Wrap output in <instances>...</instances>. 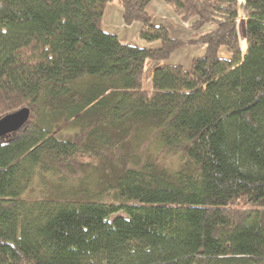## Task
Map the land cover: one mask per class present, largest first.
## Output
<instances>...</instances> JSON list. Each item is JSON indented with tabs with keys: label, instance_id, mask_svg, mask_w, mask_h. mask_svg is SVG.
<instances>
[{
	"label": "trees",
	"instance_id": "16d2710c",
	"mask_svg": "<svg viewBox=\"0 0 264 264\" xmlns=\"http://www.w3.org/2000/svg\"><path fill=\"white\" fill-rule=\"evenodd\" d=\"M150 1L0 0V118L31 109L0 140V264L264 263V0H163L193 30L213 25L187 41ZM109 3L152 45L105 30ZM185 44L204 51L168 63ZM131 137L155 143L151 161L128 157L98 191L24 197L39 170L99 166ZM168 154L176 165H157Z\"/></svg>",
	"mask_w": 264,
	"mask_h": 264
},
{
	"label": "rangeland",
	"instance_id": "374dc122",
	"mask_svg": "<svg viewBox=\"0 0 264 264\" xmlns=\"http://www.w3.org/2000/svg\"><path fill=\"white\" fill-rule=\"evenodd\" d=\"M152 1L153 0H151L150 2L152 3ZM159 1L165 5L166 9L167 5L165 4V2H163V0ZM239 1L240 4L244 2V0ZM155 17L156 19H153V21L156 24H164L170 31L171 35H175L178 38L180 37L184 41L195 39L201 32L207 31V29H205L204 31H199L201 29L196 31L193 30L192 23H183L178 18V16L174 12H172L168 7L167 10H164V12L162 13H160L159 11L156 12ZM238 21V31L239 36L241 37L240 42L242 45H245L243 39L245 31L242 12H240ZM196 46L185 44V46L176 50L175 53L171 55L170 60H177L178 58L184 68L189 67L192 58L199 55L198 50L194 52L195 49H192ZM146 68L147 69L142 77V86L144 85V82L147 83L148 79L151 80L152 68H150V66ZM149 89H151V87ZM58 132L60 135H65V137L74 138L79 142L85 138L84 134L80 130V127L74 126L71 123H63L59 125ZM125 150L126 151L124 152V156L112 155L106 151H103V163L99 166L91 167L89 165L75 164V171L68 172L63 168V166L59 165V167H61L59 169V173L39 170L35 177L30 181V184L28 185L23 195L24 197H26L27 200H39L41 198L50 197L54 194L58 195L60 192H66L67 190L82 189V187H86L90 191H98L104 187V183L106 181H113L115 174L117 172L122 171L125 166L137 165V163L131 161L128 157L139 156L140 160L143 158V161H151L154 157V154L156 153V145L153 141H146V144L141 145L137 143L134 137H131L130 140L127 142V148ZM176 163L177 158L173 155L168 154L166 156H163L157 165L166 166L168 169H172L176 165Z\"/></svg>",
	"mask_w": 264,
	"mask_h": 264
},
{
	"label": "crops",
	"instance_id": "0c3cea01",
	"mask_svg": "<svg viewBox=\"0 0 264 264\" xmlns=\"http://www.w3.org/2000/svg\"><path fill=\"white\" fill-rule=\"evenodd\" d=\"M164 10H167V6L165 9V5L160 2L159 0H153L151 4L148 5L147 7V13H149L150 15H152L154 17V19H156V12H164ZM122 8L115 5V4H111L109 3L107 5L106 11L104 13V20H103V26L105 28V30H109L113 33H115L118 37H120L123 41H125L126 43L130 44H136V45H152V44H146L144 41L140 40L139 37L137 36V32H138V28L139 25L137 23H134L132 26H126L123 24L122 21ZM205 28H201V30L199 31H204L205 29L210 30L213 29V25L211 24H206V26H204ZM171 34V33H170ZM173 36V35H172ZM173 37H177V36H173ZM178 38V37H177ZM179 39H181L179 37ZM204 47L205 46H196L193 47L192 49L194 50V52H196L198 50V54H201L204 51ZM192 50V52H193ZM168 63L171 64H181V61L177 58L176 59H169ZM152 80V79H151ZM148 79L147 83L144 82V89L150 91V87H151V83ZM146 85V86H145Z\"/></svg>",
	"mask_w": 264,
	"mask_h": 264
},
{
	"label": "water",
	"instance_id": "95a60500",
	"mask_svg": "<svg viewBox=\"0 0 264 264\" xmlns=\"http://www.w3.org/2000/svg\"><path fill=\"white\" fill-rule=\"evenodd\" d=\"M31 109L24 106L0 118V140L19 131L30 119ZM264 264V263H259Z\"/></svg>",
	"mask_w": 264,
	"mask_h": 264
},
{
	"label": "built area",
	"instance_id": "2783aa9c",
	"mask_svg": "<svg viewBox=\"0 0 264 264\" xmlns=\"http://www.w3.org/2000/svg\"><path fill=\"white\" fill-rule=\"evenodd\" d=\"M242 4V3H241ZM245 47V45H242V48H244Z\"/></svg>",
	"mask_w": 264,
	"mask_h": 264
}]
</instances>
